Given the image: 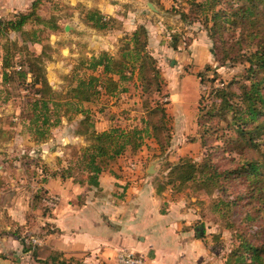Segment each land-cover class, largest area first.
Segmentation results:
<instances>
[{
  "label": "rangeland",
  "instance_id": "1",
  "mask_svg": "<svg viewBox=\"0 0 264 264\" xmlns=\"http://www.w3.org/2000/svg\"><path fill=\"white\" fill-rule=\"evenodd\" d=\"M60 1L20 0L18 12H14L11 6L0 7V20L9 19L14 13H28L33 9L45 20L42 23L30 20L24 26L28 35L19 31L0 35V183L9 186H34L37 189L47 178L45 175L52 174L53 171L59 172L70 162L74 163L81 153L80 148L91 143V140L79 133L87 127L79 124L85 114H65V108L61 110V122L50 127L48 138L37 141L36 128L31 123L36 114L33 104L39 97L35 91L37 86L31 85L32 74H29L27 80L5 81V69L1 59L7 52L6 48L16 53V69H21L22 61L40 57L39 64L48 82L62 96L68 91L70 79L75 72H84L81 67L84 57L99 55L102 51L120 56L126 41L130 40L134 31L144 25L148 29V50L155 57L162 77L163 93L145 91L147 84L137 75L132 81L121 82L120 88L127 90L117 96L86 103L84 107L89 109L90 121L99 129L103 124L108 127L141 125L143 117L146 120L151 118L148 111L153 109L156 106L155 101L159 100L169 115L165 120L167 128L164 127L161 134L163 144L159 143L160 140L156 138L150 126L144 133L143 146L136 152L129 150L128 153L133 158H139L144 171L149 169L156 180L162 177L164 185L167 184V195L171 199L169 204H182L183 214L194 210L201 213V218L199 215L195 226L204 225L201 237H206L211 251L208 264H226L237 249L241 250V242L247 237L251 243L261 245L264 242V231L259 233L264 225V192L261 195L255 191L249 199L240 196L241 186H231L228 190L230 194L225 196L219 190L207 194L203 190L195 191L194 185L167 183V174L175 163L187 158L202 162L207 154V144L203 140L198 123L207 113L206 109L199 111L201 96L212 84L211 79H215L216 86L222 87L224 83L239 79L243 75L245 65L243 56H240L245 53L247 44L241 46V43L231 42L225 45L222 41L224 37L233 41L239 34L241 39V31H238L236 37L233 33L228 35V32H219L213 36L203 19L194 21L190 16L186 19L182 17L181 11L190 12L188 0H122V13H119L121 17L110 16L107 29L94 28L92 32L81 30L80 33H74L71 28L80 26L87 9L81 5L83 1L109 4L114 1L72 0L73 4H61ZM35 2L38 3L36 6L33 5ZM70 5L76 6L73 11L81 14L82 21L73 26H64L65 22L73 21ZM132 17L135 20V28L132 32L125 31L124 28H128L124 27V21L128 22ZM57 24L59 28L55 29ZM259 32L263 38L264 29ZM34 37L40 41L32 42ZM261 38L255 41H260ZM12 42H16L18 47L12 45ZM11 69L13 68H9V71ZM25 69H28V66H25ZM210 103L211 100L205 101L207 109L210 108ZM152 119L162 122L159 115L153 116ZM75 136L79 139H75ZM81 137L85 138V144L80 140ZM217 145H222V142ZM227 155L231 153L228 152ZM39 195L36 190L37 205L42 206V213H46L51 206L48 204L49 199L46 204ZM231 203L232 208L229 210ZM230 215L233 216L232 219H229ZM33 230L37 228L25 231L20 236L28 248L35 246L33 239L38 238L39 242L41 240L37 231ZM246 257H249L248 263L252 261L251 253H247ZM44 264L58 263L51 261ZM66 264L80 263L69 259Z\"/></svg>",
  "mask_w": 264,
  "mask_h": 264
},
{
  "label": "trees",
  "instance_id": "2",
  "mask_svg": "<svg viewBox=\"0 0 264 264\" xmlns=\"http://www.w3.org/2000/svg\"><path fill=\"white\" fill-rule=\"evenodd\" d=\"M188 2L191 6L190 12L181 11L184 19L189 16L194 21L203 19L213 36L219 32L221 34L228 32V35L233 33L236 37L238 31H241L243 35L241 39L239 34L233 41L226 37L222 38V41L225 45L231 42L241 43V46L247 44V49L240 56H243L245 66L239 79L224 83L222 87L216 86L215 79H211L212 84L202 93L200 104L204 105L199 104V111L206 109L207 113L198 123L203 140L207 144V154L202 162L187 158L175 163L167 174V183L194 185L195 191L203 190L207 194L219 190L225 196L230 194L228 190L231 186L234 188L241 186V197L250 199L255 191L262 195L264 37L261 38L259 30L264 29V0H188ZM36 4L38 3L35 2L33 5ZM85 10L83 21L87 25L98 29L109 27L111 17L105 16L98 9ZM32 19L39 23L45 22L35 9L28 13H14L13 17L0 20V35L9 31H19L28 35L24 26ZM58 28L57 24L55 29ZM147 35L148 29L141 25L123 45L120 56L116 57L102 51L99 55L84 57L81 60L84 72H75L70 79L68 91L62 96L48 82L39 64L40 57L35 56L22 61L21 69H16L14 60L16 53L6 48L7 52L1 59L5 69V81L27 80L29 74H32L31 85L37 86L35 91L39 97L33 104L36 114L31 122L36 128L37 141L48 138L50 127L61 122V110L64 108L65 114L70 112H73V115L85 114L79 124L87 127L79 133L85 135L91 143L80 148L81 153L74 163L70 162L59 172L55 171L53 173L55 177H73L80 184L98 186L99 177L103 172L112 169L129 150L136 152L143 146L144 133L150 126L156 138L160 140L159 143L163 144L161 134L163 128H167L165 120L169 115L159 100H156V106L148 111L151 118L148 117L146 120L143 117L141 125L131 127L112 125L103 131L96 129L94 123L90 121L89 109L84 107L86 103H95L99 99L115 97L118 93L126 91V88H120L121 82L132 81L137 75L147 84L145 91L163 93L162 77L156 66L155 57L148 50ZM259 38L260 41H255ZM37 40L40 41L34 37L32 42ZM12 45L18 47L16 42H12ZM25 66H28V69H25ZM9 68L13 69L9 71ZM207 100H211L209 109L205 104ZM155 115L160 116L161 123L152 119ZM218 142H222V145H217ZM228 152L231 155H227ZM234 153L237 155H233ZM164 184L165 181L161 183L162 189L167 186ZM231 217L233 216L230 215L229 219H232ZM263 231L264 225L259 233L262 234ZM256 235L261 237L258 233ZM251 242L248 237L242 241L241 250L237 249L226 264H264V242L259 246ZM247 253H251L252 261L249 263ZM68 260L58 253L51 257V261L58 264H66Z\"/></svg>",
  "mask_w": 264,
  "mask_h": 264
},
{
  "label": "crops",
  "instance_id": "3",
  "mask_svg": "<svg viewBox=\"0 0 264 264\" xmlns=\"http://www.w3.org/2000/svg\"><path fill=\"white\" fill-rule=\"evenodd\" d=\"M113 1H83L81 5L120 18L122 0ZM60 2L73 4L72 0ZM5 6L18 12L21 2L0 1V7ZM70 6L73 21L64 26L82 21L81 14L73 11L76 6ZM134 23V17L124 21L128 28L124 30L132 32ZM71 30L80 33L95 29L82 21ZM107 128L104 124L101 129L96 126L98 131ZM80 140L85 144L84 137ZM137 159L129 153L123 155L112 169L100 175L98 186L80 184L73 177H55L53 173L45 175L37 189L0 183V264H44L56 253L80 264H116L120 251L138 254L145 264H208L210 245L206 237L198 236L195 226L201 213L194 210L183 214L182 204H169L167 186L161 188L162 177L156 180L141 166L133 169L131 162ZM36 190L46 204L55 197V204L46 213L37 205ZM29 228H37L33 231L41 238L32 248L20 239Z\"/></svg>",
  "mask_w": 264,
  "mask_h": 264
},
{
  "label": "built area",
  "instance_id": "4",
  "mask_svg": "<svg viewBox=\"0 0 264 264\" xmlns=\"http://www.w3.org/2000/svg\"><path fill=\"white\" fill-rule=\"evenodd\" d=\"M141 166V160L137 159L131 162V167L133 169H139ZM55 197H51L48 200V204L53 206L55 204ZM38 239V238H37ZM37 239H33L34 245L40 242ZM116 264H145L143 257L131 251H120L116 256Z\"/></svg>",
  "mask_w": 264,
  "mask_h": 264
},
{
  "label": "water",
  "instance_id": "5",
  "mask_svg": "<svg viewBox=\"0 0 264 264\" xmlns=\"http://www.w3.org/2000/svg\"><path fill=\"white\" fill-rule=\"evenodd\" d=\"M151 7H153V6L151 5ZM151 169H153V167H151ZM197 231H198V236L201 237L203 235V233H204V225L201 224L200 227H197Z\"/></svg>",
  "mask_w": 264,
  "mask_h": 264
}]
</instances>
